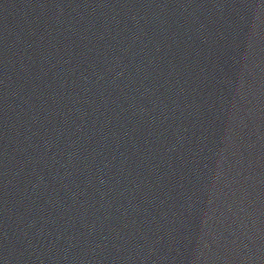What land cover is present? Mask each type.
I'll list each match as a JSON object with an SVG mask.
<instances>
[{"label":"water","instance_id":"95a60500","mask_svg":"<svg viewBox=\"0 0 264 264\" xmlns=\"http://www.w3.org/2000/svg\"><path fill=\"white\" fill-rule=\"evenodd\" d=\"M0 264H264V0H0Z\"/></svg>","mask_w":264,"mask_h":264}]
</instances>
